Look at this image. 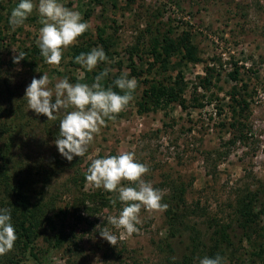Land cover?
<instances>
[{
	"label": "rangeland",
	"instance_id": "rangeland-1",
	"mask_svg": "<svg viewBox=\"0 0 264 264\" xmlns=\"http://www.w3.org/2000/svg\"><path fill=\"white\" fill-rule=\"evenodd\" d=\"M103 1L104 5L94 0H60L65 7L80 12L89 24L85 32L88 35L78 37L64 50L63 57L74 45L87 41L95 43L98 31L103 29L116 45L112 48L116 54L107 62L111 73L134 77L126 51L138 45L145 52L144 60L138 62L139 69L144 71L142 81L160 80L167 84L169 77L175 78L182 72L187 109L174 103L166 110L141 112L138 99L146 84L139 82L134 100L114 121L107 120L100 127L85 156L67 161L59 154L54 141L60 120L72 109H61L55 114V120H47L46 116L29 109L24 99L25 89L34 77L38 79L43 73L49 76V87H54L65 77L73 83L71 77L82 78L84 71L71 70L67 64L69 59L62 60L59 65L40 62L35 70L25 66L23 60L13 63L17 52L32 53L42 25L34 10L22 26L13 30L9 16L19 0H12L6 3L7 9L0 20L3 31V40H0V146L9 132L14 133L12 163L23 176L50 169V162L55 160L56 166L60 165L57 160L63 163L56 168L57 174L45 189L46 200L57 196L58 207L66 208L80 199L82 193L105 191L88 181L79 189L72 181L80 178V173L87 172L92 160L132 151L136 159L149 168L143 179L163 190L162 203L169 206L172 187L183 185L187 189L186 202L193 213L184 218L183 224L176 225L168 220L165 211L142 208L137 225L139 231L129 235L107 223V217L117 216L122 209L123 204L118 201V206L104 208L91 217L92 225L82 223L75 227L69 218L66 226L74 227L79 248L74 252H68V246L55 250L45 264H183L186 256L192 258L193 239L195 243L211 245L220 225L227 228L236 248L235 255L229 256L226 264H237L240 253L252 252L246 239L240 242L239 200L247 192L254 193L264 186V0ZM89 10H92L91 15L86 17ZM184 31L191 33L203 62L178 65L180 57L174 56L175 67L171 65L168 71H162L158 65L148 73L149 64L154 60L148 53L153 38L165 34L177 38ZM235 64L242 69L239 91L249 103L241 118L246 125L240 130L242 133L229 126L233 122L229 93L236 83L228 74ZM207 68L213 69L215 74L209 88L202 85ZM242 85L248 86L247 92ZM200 103L204 106L198 107ZM6 122L12 123L11 130ZM224 123L226 127L222 126ZM36 178L39 183L35 189L39 190L42 177ZM121 183L127 186L126 183L131 182L122 180ZM104 227L117 235L116 245L100 237L99 231ZM250 236L255 244L263 242L256 234ZM40 247L47 249V244L41 242ZM203 257L198 251L191 264H199ZM249 263L264 264V255Z\"/></svg>",
	"mask_w": 264,
	"mask_h": 264
},
{
	"label": "trees",
	"instance_id": "trees-1",
	"mask_svg": "<svg viewBox=\"0 0 264 264\" xmlns=\"http://www.w3.org/2000/svg\"><path fill=\"white\" fill-rule=\"evenodd\" d=\"M99 5H104L103 0H94ZM133 2V0H128ZM12 0H0V20L2 12L7 9V4ZM92 10L86 11L85 16L89 17ZM170 34L172 31L169 32ZM3 31L0 29V40L2 39ZM170 34L154 37L149 50V55L153 57V62L149 64L147 72H151L159 65L162 71H168L169 68L176 64L172 62L174 56L180 57L178 65L198 64L203 62L199 48L193 43L192 35L189 31H184L177 38L171 37ZM88 34L81 35L83 38ZM103 47L107 62L111 60L116 50L112 48L116 45L111 38L106 35L105 30L98 31L97 41L95 43L87 41L84 44H77L69 48V52L62 60L69 59L67 62L71 70H83L82 78L71 77L73 84L87 83L92 84L95 77L99 75L107 67V62H100L93 71L89 72L82 68L80 64L74 62L75 57L81 53H88L95 47ZM32 53H26L24 65L35 70L40 62H44V58L40 55V50L37 43L33 44ZM129 69L131 74L139 82L146 84L140 100L138 99V107L141 112H150L158 110H166L174 103H179L182 108L187 109L184 93L186 90L185 78L182 72L174 77L167 79V84L160 80L143 79L144 71L139 69V60H144V51H141L138 45L127 49ZM112 68H114L111 65ZM175 67V66H174ZM173 67V69H174ZM205 77H202V85L209 88L213 85L214 71L207 68ZM242 69L235 64L234 69L228 74L231 81L235 82V87L230 91L231 96V111L233 112V122L229 125L233 130L240 131L245 128V123L241 121L243 113L249 108L247 99L239 91V83L243 81L241 78ZM109 72V75L102 81L107 88L113 85V81L119 78ZM243 91L247 92V85H242ZM137 89V88H136ZM114 91L119 92V89L114 88ZM136 91V90H135ZM135 97V92L133 93ZM203 104H198V107H203ZM12 123L6 122L5 125L9 130L12 128ZM222 126L226 127L224 123ZM242 133V131H240ZM14 133L9 132L6 141L0 146V208H7L11 211L12 222L16 229L17 240L13 249L3 255H0V264H27L34 262L35 264H45L48 256L55 250H60L68 246V252H74L79 248L75 241L74 227L71 229L66 226L69 218L74 222L75 227L82 223L90 225L93 222L89 221L104 208H113L118 206V201L115 205L112 200L116 193L107 191H94L91 194L82 193V197L74 201L66 208L58 207L57 196L46 200L45 189L51 183L53 177L57 174L56 168L63 163L57 160L60 165L56 166V160L50 162L49 168L37 174L30 173L28 176H23L17 167L12 163V147L14 145ZM237 139L236 137H234ZM65 164V162H64ZM88 173H80V178H73L72 181L79 189L83 188L87 182L86 175ZM37 177H42V185L39 190L35 189L39 183ZM129 185V183H126ZM254 193L247 192L240 200V219L239 225L242 229L240 242L243 243L246 239L250 243L252 252L244 251L236 258L237 264L240 262L251 263L259 260L264 255V186L258 188ZM187 189L183 185H175L172 187V202L165 210L168 220L173 224H183L184 218L189 217L193 212L186 202ZM64 195V194H62ZM111 196V197H109ZM260 207V208H259ZM216 224L218 223L215 221ZM219 225V224H218ZM70 228V229H69ZM251 234H256L261 241L260 245L255 244ZM238 237V236H237ZM236 237V238H237ZM191 252L192 258L186 256L183 264H191L196 258L198 251L204 256L215 257L220 255L225 258L234 256L236 253L235 243L227 228L220 225V229L215 232V238L211 245L205 243H195ZM47 244V249H42L40 243ZM240 243V244H241ZM202 247V251H201Z\"/></svg>",
	"mask_w": 264,
	"mask_h": 264
},
{
	"label": "clouds",
	"instance_id": "clouds-1",
	"mask_svg": "<svg viewBox=\"0 0 264 264\" xmlns=\"http://www.w3.org/2000/svg\"><path fill=\"white\" fill-rule=\"evenodd\" d=\"M36 10L39 14V30L37 45L45 63L59 65L63 52L83 35L89 24L83 20L78 11L65 7L60 0H19L9 16V25L13 30L22 26L28 17ZM13 63L19 64L25 60L26 53L17 52ZM103 47H96L88 53H81L74 62L87 71H93L98 63L107 62ZM111 69L105 68L95 77L92 84L70 83L67 77L59 79L54 87H49L50 80L46 73L40 78H33L25 89L24 99L29 109L36 114H42L47 120H55L56 113L61 109L66 111L59 123V133L55 138V146L59 154L71 162L74 157L85 156L94 136L107 120H115L134 100L133 93L137 88L136 78L121 75L113 81V85L105 87L102 81L109 75ZM114 88L120 91H114ZM149 172L146 164L136 159L132 151L118 155L105 156L92 160L86 179L96 188H103L110 193H116V199L123 207L117 216L107 217V223L116 229H123L131 235L139 231V214L143 209L165 211L167 204L162 203L163 190L154 188L143 177ZM122 180L131 182L125 186ZM99 227V226H98ZM101 238L114 246L118 242L117 235L109 228L99 231ZM17 240L16 229L12 222L11 211L0 208V255L11 251ZM199 264H226L225 258L205 256Z\"/></svg>",
	"mask_w": 264,
	"mask_h": 264
}]
</instances>
